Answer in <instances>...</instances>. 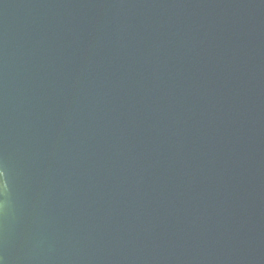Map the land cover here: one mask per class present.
<instances>
[{"label":"water","instance_id":"water-1","mask_svg":"<svg viewBox=\"0 0 264 264\" xmlns=\"http://www.w3.org/2000/svg\"><path fill=\"white\" fill-rule=\"evenodd\" d=\"M0 264H264V0H0Z\"/></svg>","mask_w":264,"mask_h":264},{"label":"clouds","instance_id":"clouds-1","mask_svg":"<svg viewBox=\"0 0 264 264\" xmlns=\"http://www.w3.org/2000/svg\"><path fill=\"white\" fill-rule=\"evenodd\" d=\"M3 208V205L2 204H0V209H2Z\"/></svg>","mask_w":264,"mask_h":264}]
</instances>
